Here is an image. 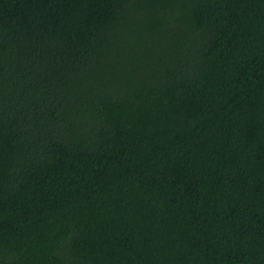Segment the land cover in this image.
Masks as SVG:
<instances>
[{
    "label": "trees",
    "instance_id": "trees-1",
    "mask_svg": "<svg viewBox=\"0 0 264 264\" xmlns=\"http://www.w3.org/2000/svg\"><path fill=\"white\" fill-rule=\"evenodd\" d=\"M0 264H264V0H0Z\"/></svg>",
    "mask_w": 264,
    "mask_h": 264
}]
</instances>
